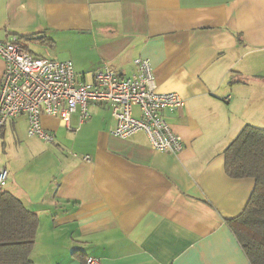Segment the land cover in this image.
<instances>
[{"label": "crops", "instance_id": "crops-1", "mask_svg": "<svg viewBox=\"0 0 264 264\" xmlns=\"http://www.w3.org/2000/svg\"><path fill=\"white\" fill-rule=\"evenodd\" d=\"M10 36L36 56L65 50L84 81L147 59L157 91L186 102L165 112L176 154L112 136L102 105L70 129L42 114L51 143L28 137L25 116L5 121L4 191L38 215L34 264H250L227 220L254 181L228 177L223 150L244 125L264 128V0H0V41Z\"/></svg>", "mask_w": 264, "mask_h": 264}, {"label": "built area", "instance_id": "built-area-1", "mask_svg": "<svg viewBox=\"0 0 264 264\" xmlns=\"http://www.w3.org/2000/svg\"><path fill=\"white\" fill-rule=\"evenodd\" d=\"M0 59L4 69L0 80V128L9 118L25 116L27 135L46 143L54 135L41 124V115L59 118L70 129L71 117L79 122L89 117V105L107 106L114 119L112 136L125 139L144 134L152 149L176 154L184 147L165 115L182 109L186 102L177 92L156 89L153 68L149 61H134L135 72L119 77L103 64L89 81L78 78L71 60L34 56L26 51L17 36L0 41ZM83 160L89 161V156ZM8 173L0 168V194L5 189ZM84 264H100L86 257Z\"/></svg>", "mask_w": 264, "mask_h": 264}, {"label": "trees", "instance_id": "trees-1", "mask_svg": "<svg viewBox=\"0 0 264 264\" xmlns=\"http://www.w3.org/2000/svg\"><path fill=\"white\" fill-rule=\"evenodd\" d=\"M224 170L233 179L252 178L242 212L227 220L250 264H264V128L244 125L223 150ZM38 215L4 191L0 194V264H34Z\"/></svg>", "mask_w": 264, "mask_h": 264}, {"label": "rangeland", "instance_id": "rangeland-1", "mask_svg": "<svg viewBox=\"0 0 264 264\" xmlns=\"http://www.w3.org/2000/svg\"><path fill=\"white\" fill-rule=\"evenodd\" d=\"M28 50V52L29 53H31L32 55H34V54H36L35 52H34V50H32L31 48L30 49H27ZM66 52H65V50L64 51H59V56L58 57H56L57 59H60V60H64V59H66ZM34 56H36V55H34ZM64 56V57H63Z\"/></svg>", "mask_w": 264, "mask_h": 264}]
</instances>
